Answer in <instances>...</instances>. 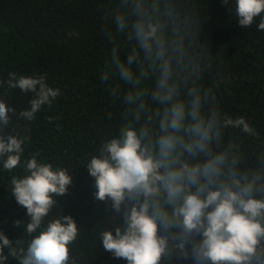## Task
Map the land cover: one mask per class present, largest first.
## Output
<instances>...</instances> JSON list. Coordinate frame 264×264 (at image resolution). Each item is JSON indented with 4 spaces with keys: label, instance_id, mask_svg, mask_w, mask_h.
Here are the masks:
<instances>
[{
    "label": "trees",
    "instance_id": "16d2710c",
    "mask_svg": "<svg viewBox=\"0 0 264 264\" xmlns=\"http://www.w3.org/2000/svg\"><path fill=\"white\" fill-rule=\"evenodd\" d=\"M235 8L236 0H0V101L15 109L0 134L24 141L17 168L5 169L6 157H0V232L16 251L12 256L4 248L5 264H19L30 240L63 215L72 216L78 227L69 245V264H128L104 250L101 237L106 230L115 234V227L123 228L127 202L117 212L110 199L98 200L86 163L125 126L138 133L147 129L145 142L155 143L168 106L154 98L166 63L168 84L175 86L169 104L183 101L190 108L198 96L205 118L220 112L210 153L226 154L225 176L235 171L238 177L255 178L253 195L264 199V30H258L264 13L244 27L237 22ZM137 24L157 28L150 52L137 38ZM120 65L132 73L130 80L121 77ZM13 72L44 76L61 94L28 121L20 113L30 110L34 94L9 86ZM226 116L244 117L255 131L224 126ZM35 154L39 163L66 170L72 184L64 195L54 197L56 204L41 228L29 234L31 217L16 201L11 179L30 174L26 164ZM206 158L204 153L195 160L184 156L190 163ZM17 221L22 223L18 226ZM177 232L160 228L159 234L168 237L160 264H196L192 241L202 237L190 238L186 257L176 247ZM251 264H264V239Z\"/></svg>",
    "mask_w": 264,
    "mask_h": 264
},
{
    "label": "clouds",
    "instance_id": "9594fccd",
    "mask_svg": "<svg viewBox=\"0 0 264 264\" xmlns=\"http://www.w3.org/2000/svg\"><path fill=\"white\" fill-rule=\"evenodd\" d=\"M235 11L239 25L251 26L254 18L264 13V0H236ZM135 27L141 46L150 52V41L156 37L157 28L151 24L147 28L143 24ZM258 30H264V17ZM131 62L129 57L128 63ZM119 67L121 77L130 80L132 73L125 65ZM169 76L170 68L166 63L154 98L168 106L163 109L159 123L161 134L155 143L145 142L149 135L147 129L138 133L125 126L118 137L104 141L98 149L99 155L86 163L89 175L95 178L94 195L98 200L110 199L117 212L127 202L123 228L115 227V234L111 230L104 231L101 234L103 248L116 258L126 259L128 264H160L168 250V237L159 234L162 227L165 231L178 229L174 239L180 242L176 247L186 257L190 238L196 234L202 237L192 241L191 255L196 264L206 261L251 264L257 245L264 239V199L253 195L257 190L256 179L246 175L238 177L235 171L225 176L226 154H211L209 150L213 128L219 123L221 113L213 112L205 118L198 96L190 108L183 101L169 104L175 94V86L168 84ZM107 78L103 74L101 81ZM7 82L12 88L34 94L30 110L20 113L28 121L34 120L43 105L51 106L61 94L58 88L48 86L44 76H17L13 72L9 73ZM132 98L129 94L128 99ZM14 111L0 101V126L9 124V113ZM223 123L224 126H242L245 133L255 131L244 117L226 116ZM23 142L15 135L0 134V157H6L5 169L11 171L19 166ZM202 153L207 155L203 161L190 163L184 159L185 154L195 160ZM36 155L26 164L30 174L11 179L16 201L31 217L26 225L29 234L41 228L56 204L54 197L64 195L72 184V176L66 170L41 164ZM20 223L17 221L18 226ZM77 234V223L70 215L49 222L27 244L18 257L19 264H69V245ZM12 245L0 232V264L8 259L3 254L5 247L9 248L10 255L16 256Z\"/></svg>",
    "mask_w": 264,
    "mask_h": 264
}]
</instances>
